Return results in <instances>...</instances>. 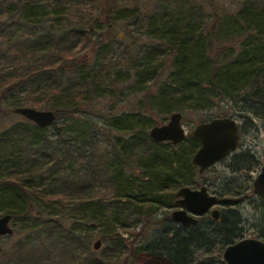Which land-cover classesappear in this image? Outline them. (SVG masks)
I'll return each instance as SVG.
<instances>
[{"label": "trees", "instance_id": "16d2710c", "mask_svg": "<svg viewBox=\"0 0 264 264\" xmlns=\"http://www.w3.org/2000/svg\"><path fill=\"white\" fill-rule=\"evenodd\" d=\"M184 2L165 0L158 12L147 14L144 21L136 16V9H114L107 0H0V122L14 109L44 107L55 113V123L49 128L57 136L53 144L46 141L43 138L48 128L39 129L34 124L29 130L31 123L25 119L26 124L0 128V215H10L12 225L19 226L18 233L26 234L25 240L33 235L51 239L58 255L55 257L49 247L40 253L30 252L16 242L1 251L0 259L7 258L8 264H128L129 256L124 258L127 240L119 231L148 216L156 197L168 186L176 190L192 184L181 177L172 179L170 172L172 166L189 164L188 158L169 151L160 154L154 147L160 144L143 132L145 122L141 119L126 114L113 119L110 129L127 134L129 139L113 140L109 152L100 149L96 139L98 127L92 121L96 102L116 98L117 85L131 80L129 96L147 81L153 82L160 76L161 71L156 73L159 66L166 68L164 61H157L160 56L173 68L156 97L146 92L148 109L180 113L240 97L247 105L240 113L264 120V0H241L235 20L238 27L227 33L241 39L239 53L214 63L206 60V53L212 50L214 40L224 39V34L214 36L202 13L185 7L189 5ZM71 5L77 11L97 9L103 23L87 11L79 13L76 25L70 23L72 19L66 14ZM113 18L137 20L140 35L151 44L148 51L142 48L144 53L133 58L126 51L127 61L121 64L109 61V45L97 34L103 26L109 31ZM222 23L219 20L216 26ZM84 49L90 56L78 63L74 56ZM124 62L133 64V70L127 72V78L119 79L116 71ZM128 121L140 128L128 127ZM199 147L196 139L189 149L192 152ZM77 163L82 165L81 176L73 170ZM244 165L234 163L231 167L241 170ZM131 167L141 170L142 177L136 173H132L133 180L132 175L127 177ZM143 185L147 190L141 192ZM67 189L71 192L64 193ZM106 189L110 190L107 194ZM259 201L264 207V201ZM93 206L100 212L94 214ZM75 207L89 215L84 230L88 226L100 231V249L105 245L101 256L90 248L89 235H81L76 228L78 220L65 215L66 209ZM167 219L170 225L162 236L159 255L168 264H220L219 259L215 263L202 256L208 257L216 247L221 251L243 236L235 212L229 216L221 213L217 222L200 218L196 226L187 229ZM203 220L206 226L200 225ZM105 224L111 227L110 233L102 230ZM130 251L135 252L133 247Z\"/></svg>", "mask_w": 264, "mask_h": 264}, {"label": "rangeland", "instance_id": "374dc122", "mask_svg": "<svg viewBox=\"0 0 264 264\" xmlns=\"http://www.w3.org/2000/svg\"><path fill=\"white\" fill-rule=\"evenodd\" d=\"M107 1L109 6H115L114 9H136V16H138L139 19H143L144 21L147 20V14L148 16H153V14L158 12L160 3L161 5L165 4V0ZM240 2L241 0H185L184 3L189 5L185 7L191 9L195 8L198 13H202V17L206 19V28L209 30L212 29V31L214 29V36H216V34L219 35L218 33L224 34V39L221 41H213L212 50L206 53V60H209L210 62L213 61L214 63V60L216 62L223 61L225 56H230L231 58L239 53V42L241 39L237 37H230L227 35V33L228 30L238 27L235 26V20L238 16L237 13L241 9ZM72 6L73 5L69 7L67 11L68 13L66 15L69 19H72L70 23L76 25L79 21V13L82 14L86 12L87 8L77 11V9L72 8ZM90 14L97 18V20L100 19V22L103 23L101 18L102 14L100 11L94 8L92 11L88 12V15ZM219 20H223V23L220 24L221 26H216ZM110 21L112 23L111 29L108 31V27L103 26V30H100V34H97L99 39L102 40L103 44L105 43L109 45L108 54L109 58L111 59L109 61L114 62L115 64L116 62L121 64L122 60L127 61L126 59L128 54L126 55L124 52L129 51L133 58L137 54L141 56L144 53L142 48H145L148 51V48L151 47V44L143 39V37L140 35L138 30L141 25L136 22L137 20H117L116 18H113L110 19ZM64 32H67V29ZM134 38L136 40L135 44L130 42ZM115 39H125V41ZM161 47L163 48V46ZM157 51L159 52V50ZM89 56L90 55L87 53V50L84 49L78 54L76 53L74 57L78 63H83V61L89 58ZM140 56L138 58H140ZM157 61H164L162 63L166 65V68L161 69L162 65L159 66L161 68L157 70L156 73L161 71L160 76L153 82H151V80L147 81L145 84H143L144 86L141 89L137 91L134 89L132 95L129 96V94L127 95V92L129 91L128 86L133 85L131 80V82H127L124 85H117L118 88L116 91V98L106 97V99L103 98L99 102H96V105L93 109L94 115H92V121L97 124L98 128L95 130V135L97 142H99L98 146L103 151L109 152L113 149V140L119 139L118 141L124 142L129 139L127 134L125 135L121 132L110 129V123L113 121V119H118V117H123L122 115L126 114V116L130 115L137 120H143L145 125H142L141 129H143V132L146 131V135L148 137L152 127H161L167 124L170 116L175 112H166L167 110L158 112L155 109L150 110L148 109L149 107H147L149 106L146 102V97H148L147 93L156 97L161 82L165 81L167 73L173 68V65L170 64L171 62H169L163 56H160ZM201 61H203V57L201 58ZM126 63L127 62H124V66L121 65L119 71H116L119 79L123 77L124 79L127 78V72H131L133 70V64ZM185 69L189 70L187 67H185ZM245 108H247V105L242 103L240 97H236L234 99L227 97L225 100L220 102H214V106L210 108H196L195 110H185L184 112H180L182 117L181 127L186 133L185 141L178 144L177 146H172L171 143L163 142V144H157L154 145V147L160 154L163 155L169 151L174 153V156L182 155L185 160L188 158L189 164L187 162L183 166H172V170L170 171L172 174L171 178L174 179L177 177V179H180L181 177L184 182H192V184L188 185L187 187L193 190H198L200 187L204 186L206 187L207 192L216 195L218 200H224L221 202V204H219L218 210L220 213H223L227 216L231 215L232 212H235L239 216L241 223L240 227L243 234L239 241L244 239H258L264 243V238H262L259 234H264V207L261 201H259L260 199L257 197V195L254 194L253 190V182L260 173L262 169L261 167L264 164V120L257 119L252 116V114L249 115L246 113H240ZM33 109L37 111H48V109L44 107H35ZM221 113L222 115L226 114V117H222V115H220ZM228 117L233 118L238 125V149L230 154V156H228L226 159H223L219 161V163L210 167L208 171L199 174L197 168L193 167L191 162V158L197 152L198 148L192 152L189 149L190 146L196 143V140L192 137V132L194 131L195 126L200 123H206L213 119ZM149 118H151V120ZM20 122L26 124L24 123V118L22 116H18L11 112L0 122V128L8 129L9 126L13 125L14 123L16 124ZM128 122V127L133 126L134 130L136 131L138 128H140L136 126L135 122ZM121 123L122 126H127L126 122ZM29 126V130H32L34 123H31ZM59 130H63V128H59ZM44 134L45 135L43 139L49 141L52 144L55 142L57 136L53 128L46 129ZM234 163H237V165L239 164L240 166L245 163L247 165L242 166L243 168L241 170H236L231 167V165ZM81 166L82 165H79V163L75 164L73 170L76 176H81ZM132 173H136L139 175V177H142L141 170L138 168L131 167V169L127 171V177L132 175L131 180H133ZM139 177H137V179H139ZM160 181H164V179H161ZM137 182L141 183L140 181ZM146 185H143V187L139 188L141 192L147 190ZM47 186L49 190L52 189L48 181L46 187ZM179 188L175 190L172 185L168 186L162 195L156 197L157 202L154 206L150 207V211L147 213L148 216L143 218L142 221H138L136 224L135 222L134 224L129 223L130 225L126 231H119L122 234L123 239L127 240L126 244H128V248L124 252V258L129 256L126 257V260L129 262L128 264H168L163 259V256L159 255L163 250V246L160 244V242L162 236L165 234L168 226L170 225L167 223L168 219L166 220V218H170V213L176 209L174 205V196ZM109 191L110 190L106 189L105 193L107 194ZM133 191L136 192L137 190L133 189ZM63 192L67 193L71 191L70 189H67ZM83 194L85 193H81V195ZM227 197H230L231 200H229ZM96 202L97 200H95V205ZM96 207L97 206H93V208H95L94 214H97L99 211L98 207ZM64 213L67 217L70 216L69 218H72L75 221L78 220L79 223L75 222V225H77L76 228L81 231V235H89V239L91 241L90 248H92V245L96 242V240H100V231H97L91 227L88 228V226L84 230L83 223L86 221L85 219L89 215L84 213L83 210L77 209L76 207L74 210L73 208H68L66 211H64ZM2 215H0V217ZM200 225L206 226L205 220H203ZM11 229L12 235L10 237L5 236L0 238V247L2 251L11 248L14 246V243L20 242V244L26 245L28 247V251L30 252L37 251L40 253L45 248L47 249L49 247L53 249L55 257H58L56 254L55 243L51 239L45 238L44 235H33L25 240L26 234L21 235L18 233L19 226H15L14 224L12 225L11 223ZM102 230L106 231V233H110L112 229L109 224H105ZM131 247L134 248L135 252L130 251L129 253ZM225 248L223 247V249L220 251L219 248L216 247L212 250L211 254L209 253L208 257L203 255L202 258H210V260H213L215 263H218L216 261L219 259V261L222 262L220 264H226L222 257ZM104 249L105 245L102 244V248L99 251H96L98 256H101ZM48 251L51 252L49 249ZM0 264H8L7 258L0 259Z\"/></svg>", "mask_w": 264, "mask_h": 264}, {"label": "water", "instance_id": "95a60500", "mask_svg": "<svg viewBox=\"0 0 264 264\" xmlns=\"http://www.w3.org/2000/svg\"><path fill=\"white\" fill-rule=\"evenodd\" d=\"M13 113L22 116L39 129L49 128L55 123L53 111H37L33 108L14 109ZM181 114L173 113L167 124L152 127L149 132L150 140L156 143L169 142L173 146L183 143L186 133L181 127ZM192 137L199 141L200 147L192 156V165L199 174L208 171L210 167L226 159L238 149V125L233 118H217L195 126ZM253 182L254 194L264 200V164ZM174 205L177 209L170 213V220L176 225L189 228L196 226L201 216L209 214L210 219L217 222L220 219L218 199L207 192L202 186L198 190L181 187L175 193ZM11 216L0 217V238L12 235ZM101 241L96 240L92 248L99 250ZM0 247V254H1ZM226 264H264V243L258 239H244L225 248L222 254Z\"/></svg>", "mask_w": 264, "mask_h": 264}, {"label": "flooded vegetation", "instance_id": "af4514ba", "mask_svg": "<svg viewBox=\"0 0 264 264\" xmlns=\"http://www.w3.org/2000/svg\"><path fill=\"white\" fill-rule=\"evenodd\" d=\"M214 195V194H213ZM216 196V195H215ZM264 201V200H263ZM177 209V208H176ZM221 214V213H220ZM203 217H206V218H208V219H210V216H209V214H207V215H204V216H201L200 218H203ZM200 218L198 219V220H200ZM184 228V227H183ZM187 229V228H186Z\"/></svg>", "mask_w": 264, "mask_h": 264}, {"label": "bare ground", "instance_id": "6f19581e", "mask_svg": "<svg viewBox=\"0 0 264 264\" xmlns=\"http://www.w3.org/2000/svg\"><path fill=\"white\" fill-rule=\"evenodd\" d=\"M174 198H175V196H174Z\"/></svg>", "mask_w": 264, "mask_h": 264}]
</instances>
